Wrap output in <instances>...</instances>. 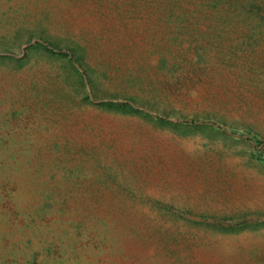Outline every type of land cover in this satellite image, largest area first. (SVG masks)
<instances>
[{"label":"rangeland","instance_id":"obj_1","mask_svg":"<svg viewBox=\"0 0 264 264\" xmlns=\"http://www.w3.org/2000/svg\"><path fill=\"white\" fill-rule=\"evenodd\" d=\"M0 264H264V0H0Z\"/></svg>","mask_w":264,"mask_h":264}]
</instances>
